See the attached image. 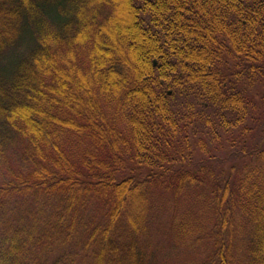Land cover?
<instances>
[{"label": "trees", "instance_id": "obj_1", "mask_svg": "<svg viewBox=\"0 0 264 264\" xmlns=\"http://www.w3.org/2000/svg\"><path fill=\"white\" fill-rule=\"evenodd\" d=\"M262 75L264 0H0V264H264Z\"/></svg>", "mask_w": 264, "mask_h": 264}, {"label": "rangeland", "instance_id": "obj_2", "mask_svg": "<svg viewBox=\"0 0 264 264\" xmlns=\"http://www.w3.org/2000/svg\"><path fill=\"white\" fill-rule=\"evenodd\" d=\"M258 79L264 80V75L257 77L255 80ZM252 83L254 84L252 85ZM240 88L244 89V94L248 97H255L256 106H250L247 121L243 124V126L241 125L238 128L231 127L230 130L221 131V137L218 138V141H210L209 148L212 152L209 154L213 153L224 156L229 149L225 139L233 141V139L237 138L238 143V139H242V137H239L241 129H244L245 135L250 137L258 135L262 126H264V81L252 82L244 79V81L240 83ZM243 137L245 136L243 135ZM238 147L241 148L242 146ZM236 148L237 147L231 148L229 151H236ZM204 155L205 154H203V157ZM236 157L237 154H235L234 159H236ZM152 218L154 220L152 238L154 243L158 245L160 257L165 263L194 264L201 257V251L194 252L189 246L188 249L183 246L179 248L173 247L172 243H174V237L173 234L171 235V229L174 224V220L170 213H164L162 208H158L154 211Z\"/></svg>", "mask_w": 264, "mask_h": 264}]
</instances>
